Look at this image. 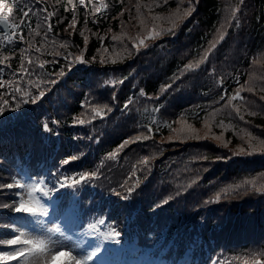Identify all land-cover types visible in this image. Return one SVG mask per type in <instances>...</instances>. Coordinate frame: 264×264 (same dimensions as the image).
I'll use <instances>...</instances> for the list:
<instances>
[{"label":"trees","instance_id":"trees-1","mask_svg":"<svg viewBox=\"0 0 264 264\" xmlns=\"http://www.w3.org/2000/svg\"><path fill=\"white\" fill-rule=\"evenodd\" d=\"M0 7L12 24L0 28V184L16 171L98 172L53 197L86 225L106 232L103 218L123 233V250L173 264H264V0ZM17 88L44 95L16 109ZM17 192L0 189V239L20 214L4 207Z\"/></svg>","mask_w":264,"mask_h":264},{"label":"snow or ice","instance_id":"snow-or-ice-1","mask_svg":"<svg viewBox=\"0 0 264 264\" xmlns=\"http://www.w3.org/2000/svg\"><path fill=\"white\" fill-rule=\"evenodd\" d=\"M81 4L84 3V0H80ZM52 13H48V16H51ZM83 35V33H81ZM113 39H117V37H113ZM59 55V53H57ZM207 55V53H205ZM76 60H80V57L77 56L75 58ZM80 62H83L82 60ZM44 65L41 64L40 68L43 69ZM189 68L193 67V65H189ZM59 76L63 77L64 72L61 71L58 73ZM52 83H55V81H51ZM35 87L39 88V84L34 85ZM16 92H22L23 94L20 96V102L15 104V108L19 109L21 107V104H27L31 100L32 103H36L38 100L42 98L44 95L43 92H40L37 96H31L29 93L24 92L22 89L17 88ZM143 95V93H141ZM28 97V98H25ZM221 99H224L222 96ZM127 103H131V98ZM127 103L125 107H127ZM5 104H7V101H5ZM108 112H111L112 109L108 108ZM94 112H96L98 115L99 110L93 109ZM0 112H2V109H0ZM243 119V117H240ZM81 124L84 123V121H80ZM44 129L46 131H49L48 126L45 124ZM147 136L135 137V140H141V139H147ZM198 138V137H197ZM128 141L124 142V145H126ZM124 145H121L122 148ZM119 150V149H118ZM76 156H73L72 159H76ZM114 158V157H113ZM144 163L147 162V157L144 158ZM69 161L65 159L63 161V164H68ZM100 175L98 172H93L91 174L83 173L79 174V178L76 176H61V177H55L53 179H48L45 177H32L29 176L28 179H24L23 176L14 179V183L9 184H0V189L8 188L11 189L14 186L19 188L20 191L15 193L16 199L12 202L11 205L5 204L4 207H12L13 211L16 213H21L24 215H27L31 218H33L37 223L40 222L39 217L41 216H47L48 215V208L49 204L48 201H51L53 198L54 193H61L62 189L65 188H71L74 191H78L80 187L87 185L92 181L93 179H99ZM123 186V185H122ZM135 186H133L134 188ZM239 187V186H238ZM133 188H129L128 192L130 193ZM27 192L28 201L26 202L24 199V193ZM225 195L232 192V188H224L221 190ZM247 191V189H245ZM257 191H260V189H257ZM39 192V197H35L34 193ZM64 195H67V193H64ZM59 198V196H57ZM221 199L220 193L216 194L215 201H219ZM207 203V201H206ZM100 224H104L105 221L101 220L99 222ZM89 229L92 233H95L94 235H90L91 240L97 241L95 244L89 245L87 248H82L80 252H77L73 254L71 250L65 249V248H51L49 249L47 247L48 241L41 239L40 237H32L29 233L26 231H21L19 228H16L15 225H13V231H15L16 234L10 239H0V245L4 246H15V245H25L28 247H19L15 248L13 250L9 251H0V261L7 262L12 259H19L22 256H25L26 254H32L37 260L41 259L46 252H50L51 259L55 260L58 256H65L68 257V264H97V261L100 262V264H108V262L104 258V254L108 252V248L106 245H116L117 247L121 246L123 243L122 237L123 233L119 232L115 228L107 231V232H101L98 230V226L96 224H90ZM49 231H52L49 229ZM56 232H62V229L57 226L55 228ZM25 236H29V238H23ZM77 247H81V245H77ZM43 264H50V261L46 258L43 259Z\"/></svg>","mask_w":264,"mask_h":264},{"label":"rangeland","instance_id":"rangeland-1","mask_svg":"<svg viewBox=\"0 0 264 264\" xmlns=\"http://www.w3.org/2000/svg\"><path fill=\"white\" fill-rule=\"evenodd\" d=\"M1 13H3V9L0 7V15H2ZM16 172L19 173L20 175L25 172L23 174L24 179H28V177L30 176L28 171H23L21 173L18 171ZM17 189L18 191H20L19 188ZM39 195H40L39 192L34 193L35 197H39ZM24 199L26 202L28 201V196H27L26 191L24 193ZM51 205L52 206H49L48 208V215L39 217V220H40L39 223H37L33 218L30 217L33 220V224L30 225V227L22 226L21 228L18 226L17 228H19L21 231H26L32 237L38 236L41 239L48 241L47 247L49 249L65 248V249L71 250L73 254L80 252L82 248H87L89 245H92L95 243V240H91L89 238L90 235L92 234L87 233V231L85 230L78 231L76 226L70 223L71 217L67 213L64 215V219L69 221L70 223V226L67 229H64L62 228V226H59V222L58 224H55L54 219H53V212H54L53 207H55V204L52 203ZM6 225H9V224L6 223ZM57 226H59L62 229V232L55 231V228ZM49 229H51L52 231H49ZM106 230L109 231V228L106 227ZM16 234L18 233H15V231L12 230L11 234L9 235L10 236L9 239L15 236ZM23 238H29V236H25ZM77 245H81V247L78 248ZM19 247H28V246L15 245V246H12V248H10L9 250H13ZM44 258L48 259L50 261V264H68V257L58 256L55 260H52L50 252H46L44 256L39 260H37L32 254L29 253V254H26L25 256L20 257L19 259H12L7 262L0 261V264H43ZM151 263L152 262L148 264H151ZM97 264H100V262L97 261ZM154 264H158V263H154Z\"/></svg>","mask_w":264,"mask_h":264},{"label":"water","instance_id":"water-1","mask_svg":"<svg viewBox=\"0 0 264 264\" xmlns=\"http://www.w3.org/2000/svg\"><path fill=\"white\" fill-rule=\"evenodd\" d=\"M1 21H2L1 24H2L3 26L6 27V26H7V21H6L5 19H0V22H1Z\"/></svg>","mask_w":264,"mask_h":264}]
</instances>
